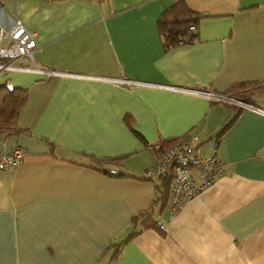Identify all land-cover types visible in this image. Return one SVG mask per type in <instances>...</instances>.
Here are the masks:
<instances>
[{
    "label": "crops",
    "instance_id": "crops-1",
    "mask_svg": "<svg viewBox=\"0 0 264 264\" xmlns=\"http://www.w3.org/2000/svg\"><path fill=\"white\" fill-rule=\"evenodd\" d=\"M177 1L201 16L192 42L165 49L157 19ZM16 22L36 43L16 63L92 78L0 72V91L25 92L0 130V152H24L0 170V264H264V116L113 81L224 94L264 79V0H4L0 23ZM253 103L264 109V92ZM195 135L227 172L173 212L145 173L160 141ZM145 209L157 228L140 222L112 260Z\"/></svg>",
    "mask_w": 264,
    "mask_h": 264
},
{
    "label": "built area",
    "instance_id": "built-area-1",
    "mask_svg": "<svg viewBox=\"0 0 264 264\" xmlns=\"http://www.w3.org/2000/svg\"><path fill=\"white\" fill-rule=\"evenodd\" d=\"M53 2L58 0H43ZM4 0H0V6ZM36 49L35 34L28 31L21 23L16 22L12 27H5L0 23V72L22 71L33 73H47L48 75H67L76 77H88L84 75L60 73L48 71L32 65H22L16 61L23 57L32 60ZM92 78V77H88ZM113 81L127 86L153 85L159 88L174 89L205 96L214 101L227 102L238 105L241 108L250 109L264 116V109L251 103L238 101L224 94H214L207 89H185L163 84H152L132 79H117ZM199 136L195 135L181 142H176L169 148H164L157 164L145 173L151 179H160L169 183L171 189V209L173 212L179 210L185 201L194 198L202 189L212 184L218 177L224 175L227 169L219 159L216 145L212 152L201 155L198 150ZM24 152L17 147L10 152H0V170L20 165L23 162ZM196 170V180L192 171Z\"/></svg>",
    "mask_w": 264,
    "mask_h": 264
},
{
    "label": "trees",
    "instance_id": "trees-1",
    "mask_svg": "<svg viewBox=\"0 0 264 264\" xmlns=\"http://www.w3.org/2000/svg\"><path fill=\"white\" fill-rule=\"evenodd\" d=\"M200 16L201 15L199 13L191 11L185 6L183 2L180 1H177L171 6L165 8L157 19V25L159 32L161 33L163 38L164 48L169 49L182 43L192 42L196 36L195 27L200 19ZM1 89H3L4 91H0V130H13V123L15 122L16 115L18 114L25 100V92L18 88H10L5 84L1 86ZM258 92H264V79L259 81H248L245 83L233 84L223 93L224 95L232 97L238 101L255 105L253 103V94ZM222 103H224L228 107L242 109L238 105L227 102ZM229 124L230 123L225 125L223 131L226 130ZM219 136L220 135H218L217 137ZM175 143V138L167 141L162 140L158 144V150L162 153L164 148H169ZM107 160L112 163H116L118 161V158L112 157ZM95 162L96 164H98L96 165L97 169L102 168L100 166L102 161L95 160ZM113 174L119 173L113 172ZM161 186L163 187V189L161 190V197L165 198L167 197V191H169L170 189L169 183L163 182ZM141 218L143 219L141 220ZM131 222L134 226V230L122 242L113 245L114 251L111 257L112 260L118 256L117 253L119 252L121 245L127 242L132 236L140 231L141 227L138 226L140 222L143 223L145 227L153 226L157 228L156 223L153 222L151 218L150 209H145L139 214L135 215L132 218Z\"/></svg>",
    "mask_w": 264,
    "mask_h": 264
}]
</instances>
